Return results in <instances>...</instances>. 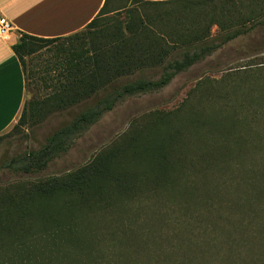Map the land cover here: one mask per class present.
Segmentation results:
<instances>
[{
	"label": "trees",
	"instance_id": "trees-1",
	"mask_svg": "<svg viewBox=\"0 0 264 264\" xmlns=\"http://www.w3.org/2000/svg\"><path fill=\"white\" fill-rule=\"evenodd\" d=\"M123 1L106 0L71 35L21 33L12 45L29 90L25 56L70 40L46 64L48 92L26 100L17 132L81 107L40 148L13 157L15 170H44L121 99L159 91L264 29V0H130L173 5L168 40L141 31L134 14L119 18L135 11ZM249 66L205 77L176 108L135 120L89 163L0 200V264H264V61Z\"/></svg>",
	"mask_w": 264,
	"mask_h": 264
},
{
	"label": "rangeland",
	"instance_id": "rangeland-1",
	"mask_svg": "<svg viewBox=\"0 0 264 264\" xmlns=\"http://www.w3.org/2000/svg\"><path fill=\"white\" fill-rule=\"evenodd\" d=\"M123 2L127 6L133 5L135 11L131 13L122 9L116 13L119 18L126 21L131 18L129 17L131 14H134V17L143 22V25H140L141 31H152L171 40L166 24L169 19L175 17L172 14L174 11L172 4L130 3V0ZM113 6L117 7V4ZM111 14L114 12L108 16H112ZM215 30L216 26H213L212 31ZM68 42L70 40L63 39L48 42L33 54L25 56L26 68L30 71L29 76L33 81V85H29V98L44 96L48 92L41 78L42 73L56 47ZM178 51H180L179 46L174 48L172 57H175ZM261 61H264V29L256 27L250 34L231 41L204 60L193 64L186 71L176 74L161 90L121 99L111 110L106 111L98 122L76 137L68 152L54 158L40 172L17 171L13 168L12 158L27 150L40 148L46 142V138L54 130L70 122L81 107L48 114L39 124L27 125L18 132L14 129L16 121L0 135V200L8 195L22 192V187H27L38 180L63 175L89 163L100 151L107 149L126 133L135 120L152 111H168L176 108L187 96L188 91L205 77L219 80L228 72H235L240 68L248 70V67H252L249 65ZM160 69L157 68L158 73Z\"/></svg>",
	"mask_w": 264,
	"mask_h": 264
},
{
	"label": "crops",
	"instance_id": "crops-1",
	"mask_svg": "<svg viewBox=\"0 0 264 264\" xmlns=\"http://www.w3.org/2000/svg\"><path fill=\"white\" fill-rule=\"evenodd\" d=\"M105 1L0 0V14L15 28L8 37H0V135L18 120L29 98L25 72L12 48L21 33L45 38L71 35L82 30Z\"/></svg>",
	"mask_w": 264,
	"mask_h": 264
},
{
	"label": "built area",
	"instance_id": "built-area-1",
	"mask_svg": "<svg viewBox=\"0 0 264 264\" xmlns=\"http://www.w3.org/2000/svg\"><path fill=\"white\" fill-rule=\"evenodd\" d=\"M14 29L13 23L6 16L0 14V37H8Z\"/></svg>",
	"mask_w": 264,
	"mask_h": 264
}]
</instances>
